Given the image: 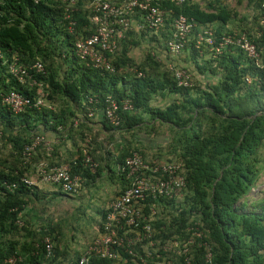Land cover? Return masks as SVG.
Returning a JSON list of instances; mask_svg holds the SVG:
<instances>
[{
    "label": "trees",
    "instance_id": "16d2710c",
    "mask_svg": "<svg viewBox=\"0 0 264 264\" xmlns=\"http://www.w3.org/2000/svg\"><path fill=\"white\" fill-rule=\"evenodd\" d=\"M88 1L78 0L68 8L54 0H0V264L10 256L21 257L18 264L74 262L73 251L64 248L69 223L60 208L67 204L57 206L49 191L22 182L36 174L33 165L39 159L66 166L70 177H80L82 188L89 186L90 191L111 181L115 188L108 202L129 187L122 167L133 153L151 169L158 162L177 165L185 179L183 196L162 197L161 218L152 223L160 253L167 240L191 239V264H207L209 249L211 264H264V190L258 186L264 172L261 0H185L181 5L162 0L163 32L126 30L117 49L106 55L113 72L95 69L75 55V40L93 33ZM178 15L193 20L195 27L178 56L172 57L168 42ZM206 29L216 37L246 33L259 63L234 46L217 55L197 45L198 33ZM14 58L26 68L41 62L44 74L30 73L40 87L19 85L11 77L8 66ZM177 70L187 72L189 86L178 85ZM11 91L29 98L32 106L13 113L1 103V96ZM39 92L42 105L34 106ZM90 97L94 102L88 103ZM108 98L117 105V125L105 118ZM125 102L131 109L122 108ZM50 136L59 144L43 152V140ZM36 137L42 143L26 159L24 148ZM86 157L95 165L93 171L84 165ZM12 184L16 187L9 191ZM59 196L78 204L70 195ZM36 203L37 214L27 218L25 211H35ZM44 236L54 243L52 262L46 261L39 243Z\"/></svg>",
    "mask_w": 264,
    "mask_h": 264
},
{
    "label": "built area",
    "instance_id": "2783aa9c",
    "mask_svg": "<svg viewBox=\"0 0 264 264\" xmlns=\"http://www.w3.org/2000/svg\"><path fill=\"white\" fill-rule=\"evenodd\" d=\"M54 1L65 4L68 8H73L78 0ZM161 1L162 0H126L118 4H111L104 0L88 1L87 11L90 14L92 13L89 22L93 27V33L86 38L76 39L74 42L75 54L95 69H104L113 72L114 68L106 55L108 53H113L117 49V42L124 38L126 30L128 31L134 27L131 23L134 22L135 17L139 16L143 26L153 32L158 33L165 27L164 11L160 7ZM169 1L173 2L175 5H181L185 0ZM261 6L264 8V0H261ZM66 18H68V15ZM134 23L139 25L137 26L138 29H141L142 25H140L139 22ZM70 24L73 23L70 22ZM194 27L195 22L183 15L176 16L173 19L172 38L168 42V49L172 56H177L180 53L182 47L186 43L187 36L191 34ZM196 43L197 45L204 44L206 48L210 51H214L217 55L221 54L224 49L234 46L248 57L252 58L256 65L259 63L256 47L246 33H224L216 37L211 29H206L198 34ZM31 72L44 73L40 63H36L29 68L17 65L16 63L10 66V73L19 83L23 85L27 84L29 87H40V84L32 78ZM174 76L179 86H189V75L185 70L175 71ZM246 81L250 82V79L247 78ZM42 97L43 93H40L38 96L39 99L34 106L42 105ZM91 102H94V99L90 97L88 98V103ZM108 102L109 107L105 111V116L111 123L117 125L118 117L115 114L117 105L112 99H109ZM1 103L13 113H19L25 107L32 106L28 98L16 92H10L4 95ZM122 108L124 110H129L131 106L125 102ZM87 115L88 117L93 115V111L89 107L87 108ZM41 141L40 137H36L31 145L24 148L23 156L25 158L29 157L30 153ZM86 162H89V160L87 159ZM122 171L126 172V178L130 181V184L120 198L110 204L109 212L106 215L105 229L109 230L112 226L120 225L122 219L127 218V229L125 234L128 235L129 232L132 231H135V233L126 237L125 242L123 240L118 242L111 241V238H106L103 240V244L107 245L112 242L113 244H117L119 248L126 250L128 254L133 255L130 247L138 243H144L150 238V226L143 223L144 218L142 219L141 213L143 212V208L146 207L147 201L149 199L159 200L162 197L166 199L181 198L183 196V188H185V180L178 174L179 166L158 162L156 167L151 169L137 153L125 158ZM145 171L151 175H148ZM162 172H168L169 176L167 175L168 177L162 178ZM153 174H157L156 179L153 178ZM42 180L59 185L61 190L66 193L74 194L79 188V178L70 177L66 167L43 172ZM148 209L149 215L155 216L156 205L154 203L149 204ZM138 220H140L142 224H139ZM96 243V247H94L95 250H97L98 246V242ZM192 243L193 241L191 239L184 242H179L177 240L172 241L171 247L164 248V251H167L166 254L172 255L167 258L163 257L160 261L156 260L153 264H191L188 257V246ZM153 246V241L150 238L149 241L144 244L143 248L147 251ZM47 248H49V245H47ZM172 249L175 251L173 253L169 252ZM105 254L107 255V252H105ZM147 255L148 258L153 259L150 252H147ZM111 257L114 258L115 255ZM156 258H160V255L156 254ZM210 260L211 254L208 251L205 255V261L210 264ZM78 264H87V262L85 259H82Z\"/></svg>",
    "mask_w": 264,
    "mask_h": 264
},
{
    "label": "clouds",
    "instance_id": "9594fccd",
    "mask_svg": "<svg viewBox=\"0 0 264 264\" xmlns=\"http://www.w3.org/2000/svg\"><path fill=\"white\" fill-rule=\"evenodd\" d=\"M67 15L68 14L65 15V19L66 20H69L70 19V15H68V18H66ZM165 17H166V14L164 12V19H165ZM134 22H139V24L142 25V27H141V29H138L137 26H139V25H136L135 24V26L132 29H134L136 31L139 30V31H145V32L146 31L153 32L152 30H149L145 26H143L142 20L140 19L139 16L134 18ZM73 24H70L69 32H72L71 26ZM163 30H164V28L162 29V31H160L158 33H156V32H153V33L160 34L161 32H163ZM198 34H200V33H198ZM77 39H80V38H77ZM196 42H197V37H196ZM201 45H204V44H201ZM0 57H1V53H0ZM172 57H176V56H172ZM18 61H19L18 58H14L12 60V62L10 63V65L8 66V72H9V74L17 82H18V80L10 73V66L13 63H16L17 65H20L18 63ZM84 62L86 63V61H84ZM36 63H40L41 64L40 61H38ZM36 63H34V64H36ZM42 67H43V65H42ZM43 71H44V67H43ZM18 84L19 85H23V84H21L19 82H18ZM189 85H190V83H189ZM11 92H15V91H11ZM9 93H7V94H9ZM16 93H18V92H16ZM7 94H4V95H7ZM18 94H20V93H18ZM39 94H40V92H39ZM4 95L1 96V102H2V97ZM25 98H27V97H25ZM109 99L110 98L107 99V103H108V100ZM90 117H92V116H90ZM105 118H106V116H105ZM109 123H111V122L109 121ZM1 135H0V138H1ZM54 141H59V140H54ZM41 143H42V141H41ZM29 157H27L26 159H29ZM87 159L89 160V162H86ZM87 164H89L91 166V171H93L95 165L90 161V159L88 157H86L85 158V161H84V165H87ZM62 167H66V166L61 165V166H58V167H49V166H47V167H40L39 164H38L36 174L31 175L30 178H23L22 179V182L27 187H29V188L30 187H37V188H41V190L43 189L42 185H53V186H56L58 188V190H60L61 193L70 195V196H72L74 198H77L76 195H79L80 194V191L83 190L82 185H81L82 184V179L80 177L74 176V177H78L79 178V188H78L77 192L74 193V194L63 192L61 190V187L59 185L53 184V183H50L48 181H43L42 180V174H43V172H49L51 170L59 169V168H62ZM33 177H35L36 180H32L31 178H33ZM15 187H16L15 184H12V186H8V189H9V191H12L13 189H15ZM117 200L118 199L113 200V198H111L109 200V202L107 203V205L103 208V209H105L104 210V215L103 216L102 215L101 216L99 215V221L98 220L94 221L93 222V225L89 228V230H85L84 240H82L79 243H77V242H75V240L77 238L75 236H73L74 240L71 238L72 241L70 243V242H68L70 238L68 239V241H66L65 240L66 237H64V242L69 245L68 246V245H65L64 244V248L67 250L68 247H70L69 250H67V251H73V255H74L73 256V259H74V262L72 264H78L79 261L82 260V259H85L86 262H87V264H153V262L156 261V260L157 261H160V260H162L161 258H163V257L167 258L168 256L172 255V254H166L167 251L165 252L164 251V248L165 247H167V248L168 247H171L170 246L171 245V242L172 241H175V239H171L170 241L167 240L163 244V246L161 247L162 248L161 252H163V253H160L159 252L160 250H159L158 246L160 244L158 243L157 240H154V236H155L156 231L153 232L152 223L155 222L156 220H158L159 218H161V215L158 214V211H159V209L161 207L160 205L163 203V202H161V201H163L162 199H159V200H151V199H149L147 201V203H146V207L143 208V212H141L142 213V219L144 218V222L143 223L144 224L146 223V224H148L150 226V229H151L150 238L153 241V244H154L153 247L149 248L147 251L144 250V248H143L144 244L147 241H149V239H150L149 238L144 243H138L135 246L130 247L131 248V251H132V254H133V255H130V254H128L126 252V250L119 248V246L117 244H113L112 242H110L107 245H104L103 244V240H105L106 238H111V241L118 242L120 240L121 241L123 240L125 242L126 237H129V236H131V235H133L135 233V231H132V232H129L128 235L125 234L126 229H127L126 228V226H127V223H126L127 218L122 219V222H121L120 225L112 226L109 230H106L105 229V224H106V221L105 220H106V215L109 212V206H110L111 203H113V202H115ZM164 200H166V199H164ZM152 203H154L156 205V214H155V216H150L149 215V209H148V207H149V204H152ZM36 206H37V203H36ZM37 208H38V206H37ZM103 209H101V211ZM138 222H139V224H142V223H140V220H138ZM17 223H18L19 226H21V222L20 221H17ZM130 228H132V227H130ZM138 230H140V229H138ZM96 242H98L97 250L94 249V247H96V244H97ZM39 243H40V245L43 246V252H44V256H45L46 261L47 262H50V261L52 262V260L54 259L55 255L53 253L54 243H53L51 237L50 236H44L40 240ZM47 245H49V248H47ZM36 248H39L38 244L36 245ZM209 250H207V252ZM174 251L172 249L169 252L173 253ZM105 252H107V255L105 254ZM147 252H150V254H152L153 259L147 257L148 256L147 255ZM76 253H77V255H76ZM156 254H159L160 255V258H156ZM109 255H111V256L112 255H115V257L113 258V257H111ZM76 257H78V258L76 259ZM141 259H142V261H141ZM211 259H212V256H211ZM20 262H22V258L21 257H19V256H10V257L6 258L5 260H3L1 262V264H18ZM43 264H45V262ZM210 264H211V260H210Z\"/></svg>",
    "mask_w": 264,
    "mask_h": 264
},
{
    "label": "rangeland",
    "instance_id": "374dc122",
    "mask_svg": "<svg viewBox=\"0 0 264 264\" xmlns=\"http://www.w3.org/2000/svg\"><path fill=\"white\" fill-rule=\"evenodd\" d=\"M244 5L245 3L242 4V6ZM237 10L241 14L245 13L243 7H239ZM98 185L97 190H92L89 194L82 195V197L74 198L73 200L78 202V204H73L74 208L61 206V212L64 213V222L65 224L69 223V230L66 231V241L69 238L74 240L73 236L77 238L75 240L77 243L84 240L85 230H89L93 222L99 219L98 211L107 205L106 199L113 194L115 184L108 180L98 183ZM258 186L264 190V172L258 181ZM42 187L43 190H47L52 194L57 206L69 201V199L59 198L60 192L56 186L42 185Z\"/></svg>",
    "mask_w": 264,
    "mask_h": 264
},
{
    "label": "crops",
    "instance_id": "0c3cea01",
    "mask_svg": "<svg viewBox=\"0 0 264 264\" xmlns=\"http://www.w3.org/2000/svg\"><path fill=\"white\" fill-rule=\"evenodd\" d=\"M54 140H58V139H54L52 136H50V137H47L45 140H43V146L45 147V150H43V152H49V151H51V147H53L55 144L56 145H58L59 144V141H54ZM48 155H50L53 159L54 158H56V157H54V155H52V154H48ZM34 160L37 162L38 161V158H37V156L35 155V157H34ZM40 160V162H39V166L40 167H47V166H49V167H58V166H61V165H57V164H54L53 162H49V161H45V160H43L42 158L41 159H39ZM33 166H38V163H36L35 165H33ZM107 174V172L106 173H104L103 175H102V177H101V179H100V181H102L103 179H104V177H105V175ZM32 180H36V178L35 177H33V178H31ZM40 190H41V188H39ZM90 190H91V188L88 186V187H86V186H83V190H82V192L80 191V194H79V196H77V197H82V195H86V194H89L90 193ZM109 202V201H108ZM64 204H67V205H65V206H69V207H72L73 206V204H68L69 202H63ZM74 204H76V203H74ZM103 210H105V209H103ZM38 211V208H36V210L35 211H33V208L32 207H28L27 208V210L25 211L26 212V217L27 218H31L33 215H35V214H37L36 212ZM98 221H99V219H98Z\"/></svg>",
    "mask_w": 264,
    "mask_h": 264
}]
</instances>
